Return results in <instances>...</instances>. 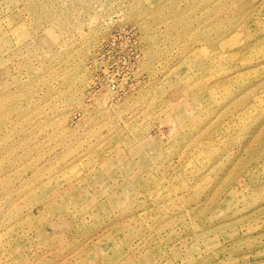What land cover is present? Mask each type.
Wrapping results in <instances>:
<instances>
[{
  "label": "rangeland",
  "instance_id": "374dc122",
  "mask_svg": "<svg viewBox=\"0 0 264 264\" xmlns=\"http://www.w3.org/2000/svg\"><path fill=\"white\" fill-rule=\"evenodd\" d=\"M0 264H264V0H0Z\"/></svg>",
  "mask_w": 264,
  "mask_h": 264
}]
</instances>
